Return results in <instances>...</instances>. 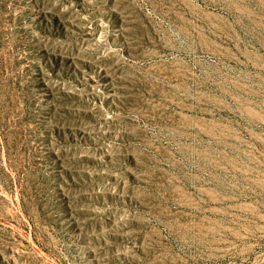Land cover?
I'll use <instances>...</instances> for the list:
<instances>
[{
    "label": "rangeland",
    "instance_id": "rangeland-1",
    "mask_svg": "<svg viewBox=\"0 0 264 264\" xmlns=\"http://www.w3.org/2000/svg\"><path fill=\"white\" fill-rule=\"evenodd\" d=\"M0 264H264V0H0Z\"/></svg>",
    "mask_w": 264,
    "mask_h": 264
}]
</instances>
